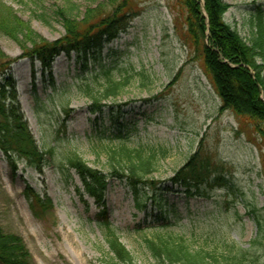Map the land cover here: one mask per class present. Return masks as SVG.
Instances as JSON below:
<instances>
[{
	"label": "rangeland",
	"instance_id": "374dc122",
	"mask_svg": "<svg viewBox=\"0 0 264 264\" xmlns=\"http://www.w3.org/2000/svg\"><path fill=\"white\" fill-rule=\"evenodd\" d=\"M1 1L43 39L52 42L64 33L57 11L65 7L66 0ZM222 1L228 5L223 13L224 21L248 40L250 7L264 0ZM72 2L78 7L72 14L78 18L92 4L91 0ZM134 3L139 9L138 15L103 50L102 63L110 66L112 52L116 51L121 55L118 65L112 66L116 78L119 70L124 71L122 68L128 64L135 69L143 67L149 74L144 82L138 76L128 80L118 100L129 102L131 111L127 118L134 127L130 134L137 133L143 139L142 144L169 147L168 155L159 161L157 171L151 176L163 180L170 176L194 151L201 137L232 180L227 211L217 210L211 200L203 197L185 200L183 195L171 196L169 203L177 211L168 217L179 219L182 227L168 229L177 234L193 227L202 237L217 236L227 245L248 248L257 258L252 264H264V229L258 233L256 217L250 214L251 207L261 208L264 203V142L246 118L237 116L231 109L219 111L220 99L205 74L201 55L187 42L185 10L174 0H134ZM0 50L14 60L11 73L16 82L19 108L35 142L40 148H53L52 160L41 173L23 160L13 169L0 151V225L22 239L34 264H109L104 257L108 247L103 232L94 220L98 206L93 196L85 191L74 171L70 170L68 179L59 169L60 157L75 152L89 167L106 171L110 162L109 145L115 143L99 138L97 131L108 124H102L103 127L92 124L90 100L73 86L81 63L76 62L74 55L69 59L61 55L49 73H42L39 63L32 68L31 61L21 55V46L1 31ZM96 71L98 63L89 59L84 75L91 77L92 88L99 82L92 77ZM50 75L57 92L65 89L59 97L53 95V100L47 99L55 91L49 82ZM155 94L161 95L155 99ZM146 97L151 100L141 102ZM60 105L70 109L69 115L64 116ZM26 186L32 189L33 197L43 203L49 201L48 206L34 204L39 216L31 212ZM221 190L218 188L216 194L222 196L220 203L224 205L222 193L225 192ZM130 196L125 186L109 179L102 197L108 219L117 230L118 240L137 264H159L144 246L143 237L153 234L149 227L152 217L136 208ZM146 204L149 212L152 205L149 200Z\"/></svg>",
	"mask_w": 264,
	"mask_h": 264
},
{
	"label": "trees",
	"instance_id": "16d2710c",
	"mask_svg": "<svg viewBox=\"0 0 264 264\" xmlns=\"http://www.w3.org/2000/svg\"><path fill=\"white\" fill-rule=\"evenodd\" d=\"M72 1L66 0L65 7L57 11L64 33L52 42L40 37L28 22L19 19L11 7L1 0L0 31L21 46V55L31 61L32 68L36 62L39 63L42 73H49L54 61L61 55L68 59L74 55L76 62L81 63L78 73L75 72L77 74L73 86L77 92L89 98L88 110L93 115L90 119L92 124L95 127L108 124L106 128L97 131L99 138H108L115 143L109 145L110 162L106 171L89 167L75 152L60 157L59 169L68 179L70 170L74 171L85 191L93 196L98 206L94 220L102 230L103 240L108 247L105 261L109 264H137L132 254L118 240L117 230L108 219V209L102 198L109 179H113L127 188L136 208L151 215L152 223L149 227L153 229V234L143 237L144 246L159 264H252L257 258L248 248L227 245L216 235L212 239L210 235L202 237L201 233H195L193 227L186 232L188 234H176L168 229L182 227L179 219L168 217L177 211L176 206L169 203L171 196L183 195L185 200L203 197L211 200L217 210L227 211V194L232 188V180L224 173L223 164L218 161V157L215 158V152L203 144L201 137L194 151L170 176L164 180L151 176L157 171L159 161L168 155L169 147L146 142L142 144L143 139L137 133L134 136L130 134L134 132V127L127 118L131 111L129 102L118 100L128 80L138 76L144 82L149 79V74L143 67L135 69L132 64H128L127 68H122L124 71L119 70L120 75L116 78L112 69L118 65L117 60L121 56L116 51L112 52L110 66L102 63L103 50L138 15L139 9L133 4L134 0H91L89 3L92 4L83 9V15L79 18L72 14L78 8ZM174 1L185 10L187 42L201 55L205 74L220 99L219 111L231 109L237 116L246 118L258 138L264 142V2L254 3L250 7V37L244 40L224 21L223 13L228 9L224 1ZM38 15L42 16V13ZM89 59L98 63V71L92 77L94 80L99 79V82L93 88L90 86L91 77L84 75ZM12 63L14 60L0 50V151L13 169H16L19 160H23L26 165L41 173L52 160L53 148H40L23 119L16 82L11 73ZM35 72L33 69V76ZM49 82L55 91L47 95V99L53 100V95L59 97V94H64V88L56 91L57 86L51 75ZM159 95L153 97L156 99ZM141 100L148 103L151 99L146 97ZM60 106L64 116L69 115L70 109ZM218 188L225 192L222 193L224 205L220 203L222 196L216 194ZM25 193L31 212L39 216L34 204L43 201L33 197L29 186H26ZM147 200L152 205L150 213L147 211ZM44 202L42 206L49 205L48 200ZM85 205L87 210L88 204ZM250 212L256 217L258 233H261L264 229V203L261 208L251 207ZM232 213L236 215L237 212ZM0 264H34L22 239L1 225Z\"/></svg>",
	"mask_w": 264,
	"mask_h": 264
}]
</instances>
